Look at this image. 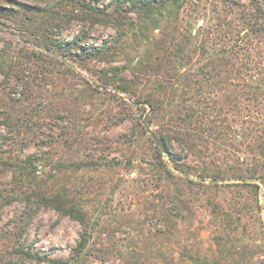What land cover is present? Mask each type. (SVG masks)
Here are the masks:
<instances>
[{
    "label": "rangeland",
    "instance_id": "374dc122",
    "mask_svg": "<svg viewBox=\"0 0 264 264\" xmlns=\"http://www.w3.org/2000/svg\"><path fill=\"white\" fill-rule=\"evenodd\" d=\"M226 2L240 5L233 9L250 8V0H189L178 29L189 24L193 32L204 34L218 19L225 26L233 23ZM0 9V51H34L39 44L30 35L33 30L43 47L51 40L76 41L80 48L109 47L103 60H82L80 50L72 59L62 56V50L49 51L58 53L60 72L55 76L47 71L49 58L40 65L14 56L19 69L9 79L0 69V146L12 159L34 156V190L63 191L84 208L93 231L80 264H197L192 259L264 264V183L246 179L251 172L264 177V156L252 142L255 134H264V121L249 128L244 120L229 139L212 146L215 157L209 149L187 163V173L174 172L175 179L166 182L157 169V145L144 126L146 117L155 133L161 118L149 123L151 110L144 103L97 82L105 73L117 83L114 69L123 82L131 79L129 59L137 42L128 28L142 11L116 10L110 0H0ZM198 12L203 20L195 22ZM173 20L172 15L155 14L145 35L151 41L172 35L177 28ZM146 44L143 39L138 51ZM63 63L70 65L68 70ZM5 112L20 115L25 122L21 131L10 132ZM202 168L222 179L199 183L196 174L189 176ZM80 231L68 217L28 206L9 169L0 165V264H49L27 259L18 251L22 247L47 261L66 260Z\"/></svg>",
    "mask_w": 264,
    "mask_h": 264
},
{
    "label": "trees",
    "instance_id": "16d2710c",
    "mask_svg": "<svg viewBox=\"0 0 264 264\" xmlns=\"http://www.w3.org/2000/svg\"><path fill=\"white\" fill-rule=\"evenodd\" d=\"M188 1L110 0L116 5V10L140 9L142 16L128 28L131 39L137 42L133 49L134 57L129 59V67H132L131 79L123 82V79L118 78L117 69H114L117 83L105 73L97 79L98 86H114L118 91L130 94V98L136 103H144L151 110L149 123L157 115L161 118V124L155 133L165 147L168 162L163 160V153L158 147L155 146L153 151L157 155V169L163 173L166 182L175 179L174 172L187 173V163L205 156L209 149L210 156L215 157L212 146L220 145L222 141L229 139L231 130L241 128L244 120H248V123L244 124L249 128L260 124L255 123L258 120L264 121V0H250V8L246 11L233 9V6H240L238 3L226 2V11L234 14L233 23L225 26L218 19V24L208 28L204 34L200 29L193 32L189 24L187 27L181 25L180 30L178 29V25L184 20L180 18L181 10ZM87 7L92 12L96 11L95 8L88 5ZM158 13L172 15V23L177 28L172 35L164 33L160 40L151 41L152 37L148 39L145 32L152 18ZM201 18L203 17L198 12L194 20H203ZM32 32L30 35L38 38L39 44L34 51L25 55H13L10 50L0 51V69L6 79L18 73L19 68L14 56H17V59L24 56L27 61L40 65L49 58L51 63H46L47 71L55 76L60 71L57 67L58 53L52 55L53 52L62 50V56L72 59V53L80 50L79 56L82 60H103L109 54V47L105 45L80 48L76 41L64 44L51 40L43 47L37 30ZM143 39H146L147 44L141 52L138 47ZM49 51H52V54L48 53ZM63 65L68 70L70 65ZM15 79L21 84V79ZM138 88H141L139 92ZM245 99L246 102L243 103ZM19 116L12 112L3 114V120L10 132L22 130L25 122ZM258 133L260 134L253 136L252 142L254 141L256 149L264 156V134ZM231 138L233 140L235 137ZM150 142L154 144L152 140ZM10 157L12 155L0 146V165L9 169L17 193L24 198L26 204L51 209L77 222L81 228L79 239L66 260L56 258L47 261L46 256L31 250L24 251L23 247L18 251L37 263H82L88 254L93 231L84 208L67 198L63 191L47 193L42 188L33 189V186L37 185L33 155L25 159ZM194 174L199 183L222 179L219 174L208 168L190 172L189 176ZM256 174L251 172L246 179L264 183V177H257ZM187 182L192 183L190 180ZM183 203L179 201L180 205H184ZM192 260L197 264H207L203 260Z\"/></svg>",
    "mask_w": 264,
    "mask_h": 264
},
{
    "label": "water",
    "instance_id": "95a60500",
    "mask_svg": "<svg viewBox=\"0 0 264 264\" xmlns=\"http://www.w3.org/2000/svg\"><path fill=\"white\" fill-rule=\"evenodd\" d=\"M144 126L146 129V132L149 134V136L151 137V139L154 141V143L157 145V147L160 149V151L165 154V147L162 144V142L160 141V139L156 136V134L149 128L147 121H146V117L144 118Z\"/></svg>",
    "mask_w": 264,
    "mask_h": 264
}]
</instances>
